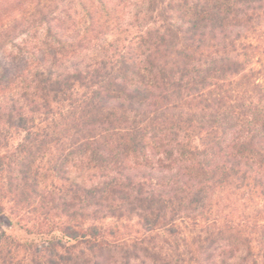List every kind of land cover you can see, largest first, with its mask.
Returning a JSON list of instances; mask_svg holds the SVG:
<instances>
[{
    "label": "trees",
    "instance_id": "obj_1",
    "mask_svg": "<svg viewBox=\"0 0 264 264\" xmlns=\"http://www.w3.org/2000/svg\"><path fill=\"white\" fill-rule=\"evenodd\" d=\"M74 1L0 39V264H264V0H136L125 37Z\"/></svg>",
    "mask_w": 264,
    "mask_h": 264
},
{
    "label": "rangeland",
    "instance_id": "obj_2",
    "mask_svg": "<svg viewBox=\"0 0 264 264\" xmlns=\"http://www.w3.org/2000/svg\"><path fill=\"white\" fill-rule=\"evenodd\" d=\"M108 1H110L112 4L110 8L106 9L105 11L97 0H86L85 2L88 3L90 8L91 6L94 7L92 9H94L93 11L95 14L99 16L104 15V21L106 20L107 22L104 23L105 26L103 29V35H117L118 33H122V31L125 29V26L130 23L133 14L132 4L136 0ZM35 3L36 0H0V39L2 38L4 31L8 30L12 34L13 38H15L17 41V17L21 15L29 16L33 11V6ZM67 6L69 7L70 4L67 3ZM72 6V10L74 11L76 9L83 22H86L87 14L79 6L78 0H76V2L74 1V4L71 5V7ZM121 36L125 37L126 33H122ZM5 47L7 49L13 48V46L10 44L5 45ZM23 235L26 236L25 233H23Z\"/></svg>",
    "mask_w": 264,
    "mask_h": 264
}]
</instances>
